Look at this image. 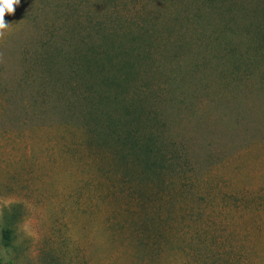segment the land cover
I'll return each mask as SVG.
<instances>
[{"label": "rangeland", "instance_id": "374dc122", "mask_svg": "<svg viewBox=\"0 0 264 264\" xmlns=\"http://www.w3.org/2000/svg\"><path fill=\"white\" fill-rule=\"evenodd\" d=\"M5 21L0 264H264V0H20Z\"/></svg>", "mask_w": 264, "mask_h": 264}, {"label": "trees", "instance_id": "16d2710c", "mask_svg": "<svg viewBox=\"0 0 264 264\" xmlns=\"http://www.w3.org/2000/svg\"><path fill=\"white\" fill-rule=\"evenodd\" d=\"M132 49L135 50V48H132ZM130 56L136 57L137 59H140L141 57L144 59L145 57V56H142V53H139V52L137 54H134V53L130 54ZM108 58L109 60H111L110 56H108ZM126 132L127 131L123 132L124 137H125L123 145L130 147L133 155L142 156L143 159L147 161L145 166L148 170L152 171V173L160 174L165 169V166H164L165 162H170V160L172 159H170V157L167 158V155L164 152H162L160 149L155 148V144L152 145L150 141L146 142V144H141L139 142L140 140H138V142L132 143V141H130L131 134L128 132L126 133ZM129 138L130 140H128ZM11 235H12L11 231H6L4 234V238L7 241L6 242L7 244H9V242L11 241Z\"/></svg>", "mask_w": 264, "mask_h": 264}, {"label": "clouds", "instance_id": "9594fccd", "mask_svg": "<svg viewBox=\"0 0 264 264\" xmlns=\"http://www.w3.org/2000/svg\"><path fill=\"white\" fill-rule=\"evenodd\" d=\"M20 0H0V37H3L9 24L5 21L6 14H14L15 7L19 5Z\"/></svg>", "mask_w": 264, "mask_h": 264}]
</instances>
